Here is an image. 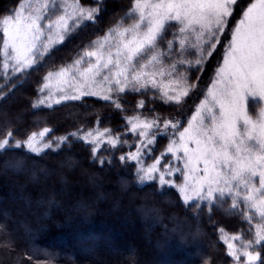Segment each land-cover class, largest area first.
<instances>
[{"label": "snow or ice", "instance_id": "6c2138e0", "mask_svg": "<svg viewBox=\"0 0 264 264\" xmlns=\"http://www.w3.org/2000/svg\"><path fill=\"white\" fill-rule=\"evenodd\" d=\"M95 2L96 6L90 7L73 0L57 14L61 6L55 0H16L13 9L5 10L10 14L0 19L3 56L0 69L5 80V85L0 86V98L7 99L9 93L4 88L8 84L11 89L17 88L12 81H19L40 65L74 27L97 20L102 5L100 0ZM236 10L239 18L229 27ZM222 37L225 41L222 62L215 68L205 91L195 73L205 71ZM177 41L178 50L173 52ZM189 49L194 50V59L185 58ZM42 79L33 108L41 105L51 108L73 101L83 103L86 97H96L122 112V94L150 90L158 92L163 101L180 106L181 113L176 117L162 118L159 114L152 118L125 117L128 131L137 135V142L135 151L118 157L122 163L134 162L135 167L133 180H122V191L127 193L130 183L144 185L158 181L164 191L153 194L166 196V186L174 187L178 190V204L182 200L187 206L186 213H191L196 221L201 219L205 208L209 220L213 208L227 213L238 211L249 222L252 237L245 240L241 234L229 235L219 228L227 256L232 264H264L261 251L264 250V0H250L246 7L241 6L240 0H133L124 17L97 36L70 65L49 71ZM193 95H202V99L185 116L182 105L185 98L191 99ZM250 98L258 101L257 109H250ZM138 106L143 109L145 102L139 101ZM0 120L6 125L0 133V151L5 154L21 147L40 154L54 145L59 149L71 144L72 138H76L91 146L93 161L104 165L105 158L97 155L104 144L112 148L127 144L121 134L113 135L112 129L98 127L78 129L54 140L46 139L53 129L45 127L17 139L12 130L15 120L7 110L0 112ZM160 135L166 137L167 144L157 156L152 154L151 146ZM146 157L152 162L146 164ZM108 163L111 165L112 161ZM9 168L22 175L30 173L32 182L38 181L40 174L45 179L53 175L49 169H29L24 159L6 160L5 170ZM177 173L182 182L174 179ZM17 187L19 198L30 208L33 201L25 193L29 184L18 183ZM229 200L231 203L225 208ZM99 201L97 197L93 203L98 205ZM46 204L49 208L58 206L54 196ZM92 207L86 201H76L66 219L75 217L91 223L97 212L104 211L98 207L93 211ZM119 211L121 201H113L107 214ZM138 211L145 217L161 219V209L142 207ZM257 217L258 222L252 225ZM168 219L171 231L183 241L199 239L204 234L198 223L193 226L186 217L169 213ZM22 227L23 236L17 238L7 215L0 220V248L15 252L18 239L34 245L39 229L30 223H22ZM90 238L99 240L95 235ZM164 246L158 244L160 248ZM200 259L202 264H214L207 253Z\"/></svg>", "mask_w": 264, "mask_h": 264}, {"label": "trees", "instance_id": "16d2710c", "mask_svg": "<svg viewBox=\"0 0 264 264\" xmlns=\"http://www.w3.org/2000/svg\"><path fill=\"white\" fill-rule=\"evenodd\" d=\"M247 1L249 0H241V6L244 7ZM132 2L133 0H100L102 11L95 22L86 21L68 34L62 43L53 47L40 65L34 66L29 74L19 81H12L18 85L17 88L11 89V84L4 88L9 95L7 99L0 98V112L7 110L10 118H14L12 130L17 139L33 131H42L45 127L53 129L46 137L49 140L78 129L98 127L101 130L112 129L113 135L121 134V139L127 141V144L117 148L104 144L97 153L105 158L104 165L93 161L91 146L76 138H72L71 144L62 145L59 149H55L54 145L53 149H46L40 154L32 153L26 147L13 149L7 154L0 151V220L7 215L17 238L23 236L22 223H30L34 229H39L34 245L18 239L15 252L0 248V264H132L133 261L135 264H202L200 257L206 253L213 258L214 264H232L218 229L224 228L229 235L241 234L243 239L250 235L249 222L238 211L227 213L213 208L209 220V213L205 208L199 221L192 220V214L186 213L187 206L183 205V201L180 200L179 204L177 202V189L166 186L168 195L153 194L154 191H164L160 189L158 181L144 185L130 183L127 193L122 191V180H133L135 167L134 162L122 163L118 157L128 151H135L134 145L137 142V135L128 131L125 117L141 115L152 118L159 114L162 118H171L181 113L180 106L163 101L158 92L150 90L141 94L129 91L122 94V112L96 97H86L83 103L64 102L51 108L32 107L37 99L38 84L43 83L42 78L49 71H58L60 67L70 65L84 49L90 47L97 36L103 35L110 26L124 17ZM80 3L96 6L95 0H80ZM15 5L16 0H0V19L3 15L10 14V11L5 10H11ZM124 22L131 23V20ZM168 38L171 39V35ZM176 48L174 46L173 52ZM213 63L214 60L208 65L206 74L210 72ZM4 85L0 69V86ZM192 98V101L182 105L185 116L198 96ZM141 100L145 102L143 109L138 106ZM152 108L155 112L150 111ZM5 127V123L0 120V133ZM128 144L133 147L129 148ZM166 144V137L158 136L157 143L151 146L152 154L158 156ZM15 159L26 160L29 169L35 167L37 171L52 170L53 175L45 179L40 174V179L32 182L30 173L22 175L11 168L6 171L5 161ZM109 160L112 161L111 165ZM151 162V159L145 158L146 164ZM175 178H179L178 181L181 179L179 174ZM18 183L29 184L25 193L33 201L30 208L19 198ZM53 196L58 206L49 208L46 201ZM97 197H100L98 205L93 203ZM80 200L92 204L93 211L97 207L104 210L103 214L97 212L91 223L75 217L66 219L72 204ZM118 200L121 201V211L107 214L110 203ZM36 201L42 203L37 204ZM230 202L224 207L227 208ZM142 207L161 209V219L145 217L138 211ZM169 213L186 217L193 226L198 223L204 234L199 239L181 240L179 234L171 231ZM165 225L168 226L167 229ZM93 235L98 236L99 240L91 239ZM158 244L165 246L160 248ZM93 253L96 254V259L91 256Z\"/></svg>", "mask_w": 264, "mask_h": 264}, {"label": "rangeland", "instance_id": "374dc122", "mask_svg": "<svg viewBox=\"0 0 264 264\" xmlns=\"http://www.w3.org/2000/svg\"><path fill=\"white\" fill-rule=\"evenodd\" d=\"M241 1V0H240ZM55 2H56V4L58 5V6H61L60 7V9H59V11L57 12V14H61L62 13V11H63V8H62V6L64 5V4H71L72 2H73V0H55ZM250 2V0L249 1H247V2H245L244 3V7H246V5H247V3H249ZM239 18V15H237V11H234V14H233V17L232 18H230V21H229V27H231L235 22H236V20ZM86 21H84V22H82L79 26H77V27H74L73 29H72V31H74V30H77L78 28H80L84 23H85ZM71 23V22H70ZM71 31V32H72ZM70 32V33H71ZM69 33V34H70ZM226 34H227V30H226ZM224 43H225V41H224V38L222 37L221 38V45H218L217 46V50H216V52L213 54V56L211 57V58H209V62L206 64V66H205V71L204 72H201V73H195V75H199L200 76V81H199V86H200V88H202V89H204L205 91H206V85H208L209 84V82H210V79L213 77V75H214V71H215V68L218 66V63L219 62H222V53H223V45H224ZM59 45V44H58ZM57 46V45H56ZM175 46H177V48L175 49V51H177L178 50V41L176 42V45ZM55 47V46H54ZM174 50V49H173ZM174 51V52H175ZM1 56H2V53H1ZM185 58L186 59H194L195 57H194V50H192V49H189L188 50V52L185 54ZM2 60H3V56H2ZM214 60V63H213V66L211 67V69H210V72L208 73V74H206V71H207V67H208V65L212 62ZM167 62V61H166ZM186 67V66H185ZM183 70V69H182ZM54 72H56V71H54ZM207 75V76H206ZM194 96H198V99L195 101V103H198L199 102V99H202V95H193L192 97H194ZM191 97V99H189V98H185V103L187 102V101H192L193 100V98ZM197 97H195V99H196ZM194 103V104H195ZM193 104V105H194ZM55 105V104H54ZM54 105H52V106H54ZM41 106H46V105H41ZM46 107H48V106H46ZM258 108V101H254V100H252L251 98H250V109H253V110H255V109H257ZM194 110V108H193V106L191 107V109L189 110V112H188V114L186 115V116H188V115H190V113H191V111H193ZM3 112V111H2ZM40 132V131H39ZM177 174H179V176H180V173H177ZM180 180L178 181L177 180V182L179 183V182H182V177L180 176ZM174 179H176L175 177H174ZM229 202H230V200H229ZM228 202V203H229ZM231 203V202H230ZM226 205V204H225ZM243 206V205H242ZM258 222V217L256 218V219H254L253 221H252V225H254L255 223H257ZM250 229V228H249ZM252 237V231H250V235H248V237H245V240L246 239H250ZM92 258H95L96 259V254L95 253H93L92 255Z\"/></svg>", "mask_w": 264, "mask_h": 264}]
</instances>
